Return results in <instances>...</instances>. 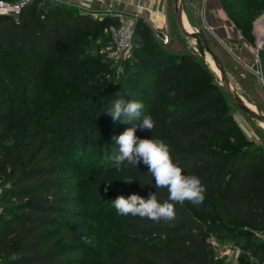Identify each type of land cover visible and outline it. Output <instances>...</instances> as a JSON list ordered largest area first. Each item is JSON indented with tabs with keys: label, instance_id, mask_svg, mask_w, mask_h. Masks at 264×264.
<instances>
[{
	"label": "trees",
	"instance_id": "trees-1",
	"mask_svg": "<svg viewBox=\"0 0 264 264\" xmlns=\"http://www.w3.org/2000/svg\"><path fill=\"white\" fill-rule=\"evenodd\" d=\"M218 2L230 20L239 17L233 9L250 10L241 14L249 21L236 25L245 37L254 15L264 13V0ZM111 19L52 0L0 17V264H89L84 221L95 205L119 221L127 245L120 254L106 252L103 264H222L210 237L239 249L238 264H263L264 241L251 240V232L264 233V143L235 123L218 81L189 55L168 51L142 19L122 70L88 58L87 39L110 42L102 34ZM258 55L264 79V47ZM96 64L118 75L97 97L93 77L101 70L84 72ZM120 98L143 104L139 120L112 119L107 111ZM145 115L154 127H137V137L167 144L173 163L206 189L199 205L177 203L171 221L119 215L113 206L132 194L168 199L142 161L114 166L113 137ZM90 172L110 181L105 192L87 193L80 181Z\"/></svg>",
	"mask_w": 264,
	"mask_h": 264
},
{
	"label": "rangeland",
	"instance_id": "rangeland-1",
	"mask_svg": "<svg viewBox=\"0 0 264 264\" xmlns=\"http://www.w3.org/2000/svg\"><path fill=\"white\" fill-rule=\"evenodd\" d=\"M182 1V14L184 21L188 24L189 29L191 32L201 34L205 37L209 48L213 51V53L217 56V58L222 62L224 67L225 73L229 80L230 86L234 92H236L240 97L245 99L244 94H242V89L236 84L237 81V74L232 71V66L225 60H223L222 53L217 48H212V45L209 43V35L206 31V27L204 26V15H203V2L205 0H181ZM251 1H247L245 4H249ZM258 2V1H257ZM62 4H67L64 2H59ZM69 5V4H67ZM175 0H169L168 5V12H167V20L165 24V30L169 39V44L164 46L168 51H172L174 53L180 54H187L189 55L192 60L197 62L202 68H204L208 73H210L220 84V80L218 76L214 74V70L210 68V63L206 61V58H202L196 50V44L191 39H186L183 37L179 28L177 26L175 20ZM82 10V9H81ZM83 11V10H82ZM250 10L241 8V9H233L232 14H238V18L235 20H230L226 14V18L230 21V23L236 28L240 22L249 21V19L244 18ZM241 14L244 16L241 17ZM104 18H112L110 14L105 12L104 14L99 15V19L103 20ZM111 23L105 29V32L102 36H107L110 38V42L105 43V39L99 36H95L94 38L87 39L86 47L84 49L85 54L88 58L93 60H100V64L107 65L105 59H107L108 49L113 44V35L116 31L117 27L119 26V21L116 18L111 19ZM252 24V32L251 35L248 36V40L255 51L256 43L262 38V45L259 51L264 47V35L260 36L259 31L261 28L264 27V13L262 11H258L251 21ZM151 28V27H150ZM237 29V28H236ZM238 30V29H237ZM239 31V30H238ZM240 32V31H239ZM152 33L154 31L152 30ZM111 43V44H109ZM109 45V46H108ZM207 56V55H206ZM103 61V62H102ZM99 64L92 65L87 71L90 70H101ZM122 67H120L121 69ZM118 69V70H120ZM119 74H122V71H118ZM122 70V69H121ZM261 73V72H260ZM233 75V76H232ZM117 73H111L101 70L99 75L93 77V83H95V89L93 96L97 97L99 90H102L100 87L102 84L106 83L108 80H112L113 78L117 77ZM234 77V78H233ZM258 80H255V85L258 88L259 95L256 97L255 94H249V98L258 102L257 105H249L252 109L259 110V113L264 115V79L261 74H257ZM247 95V94H246ZM225 97V104L228 108L229 114L232 116L235 123L240 126L242 130L247 133V138L254 142H262L264 143V128L260 126V124L254 120L248 118L245 114H243L226 96ZM256 97V98H255ZM247 99V98H246ZM245 99V100H246ZM247 101V100H246ZM40 113H34V116H39ZM20 126L25 127L27 126L26 121H18ZM96 161L90 163L91 167L95 166ZM81 184L86 187L87 193L94 194V193H103L108 188L107 184L110 183L109 180L102 179L94 175L90 172L84 179H81ZM83 182V183H82ZM3 189V185L0 184V193ZM108 195L103 197V200ZM1 206V205H0ZM99 205H95L93 207V211L90 212L89 218L84 221V234L91 243H86L87 246V258L89 260V264H103V257L106 252H111L115 255L120 254L125 247L127 246L122 235L120 224L117 219L108 214H103L97 211ZM1 211V208H0ZM251 240L261 241L264 233L252 231ZM244 241V240H243ZM242 241V242H243ZM208 242L211 244L215 257L221 260L222 264H238L237 259L234 257L233 249L235 248L234 245L226 240L218 239L215 237H210ZM254 264V263H250ZM264 264V263H263Z\"/></svg>",
	"mask_w": 264,
	"mask_h": 264
},
{
	"label": "clouds",
	"instance_id": "clouds-1",
	"mask_svg": "<svg viewBox=\"0 0 264 264\" xmlns=\"http://www.w3.org/2000/svg\"><path fill=\"white\" fill-rule=\"evenodd\" d=\"M143 104L138 101H125L117 99L110 113L114 121H119L121 116L124 122L139 120ZM134 127L127 129L113 140L119 144V155L114 157V166L118 169L125 161L137 166L143 162L148 166V173L155 178L157 188L168 189V199L163 203L158 201L157 193H150L147 199L132 194L127 198L118 196L113 200V206L119 215H132L147 218L155 222L175 219V205L183 204L186 200L199 205L205 199L206 191L200 179L194 175H185L183 170L173 163L169 147L161 140L140 139L135 134L136 128L151 130L154 122L151 116L145 115ZM86 243H91L85 238Z\"/></svg>",
	"mask_w": 264,
	"mask_h": 264
},
{
	"label": "crops",
	"instance_id": "crops-1",
	"mask_svg": "<svg viewBox=\"0 0 264 264\" xmlns=\"http://www.w3.org/2000/svg\"><path fill=\"white\" fill-rule=\"evenodd\" d=\"M52 1L73 5L79 3V0ZM168 5L169 0H96L91 4H84L82 10L91 14L95 19H99V15L107 11L127 15L137 14L138 19L144 20L154 33L167 36L165 24ZM203 15L204 26L209 35V43L212 48H217L222 53L223 60L232 66V71L237 74L236 84L242 89V94H244L245 99L247 98V101L241 98L251 106H258V102L249 98L251 93L255 94L256 97L260 94L254 83L256 79L258 80L257 74L260 68L254 61V50L250 41L241 35L226 18L218 0H205L203 2ZM242 131L248 136L244 130Z\"/></svg>",
	"mask_w": 264,
	"mask_h": 264
},
{
	"label": "built area",
	"instance_id": "built-area-1",
	"mask_svg": "<svg viewBox=\"0 0 264 264\" xmlns=\"http://www.w3.org/2000/svg\"><path fill=\"white\" fill-rule=\"evenodd\" d=\"M35 0H16L14 3H6L0 1V17L4 16H10L13 18H17L22 9L28 6L30 3H32ZM96 0H79V3L77 5H74L78 7L79 9L83 8L84 4H91ZM73 5V4H69ZM107 13L110 14V17L116 18L119 21V26L117 27L116 31L113 35V44L108 49L107 59L111 63V65L117 69H120L123 63L129 61L131 59L132 55V35H133V29L134 24L136 20H138V15H127L123 13H117V12H111L107 11ZM157 39L163 46H167L169 44V39L165 34H161L159 37L158 34H156ZM262 41L259 40V42L256 43V49L254 51V61L257 64V66L260 68V61H259V55L258 50L260 49ZM260 71V69H258ZM258 71V72H259ZM261 72V71H260ZM259 72V74H261ZM262 241H264V236L262 237ZM240 250L237 248L233 249L234 257L237 258Z\"/></svg>",
	"mask_w": 264,
	"mask_h": 264
},
{
	"label": "water",
	"instance_id": "water-1",
	"mask_svg": "<svg viewBox=\"0 0 264 264\" xmlns=\"http://www.w3.org/2000/svg\"><path fill=\"white\" fill-rule=\"evenodd\" d=\"M176 6H175V20L177 23V26L179 28V31L186 39H191L196 44V50L199 53V55L202 58H206V55H208L211 60L213 61L215 67L219 71L220 74V85L223 89L224 94L226 97L248 118L251 120H254L258 122L259 124L264 123V115L259 113V110H252L245 102L244 100L232 90L229 80L226 76V73L224 71V67L222 65V62L217 58V56L213 53V51L209 48L207 41L205 37L198 33H188L183 26L182 22V1L181 0H175ZM160 37L161 34H158Z\"/></svg>",
	"mask_w": 264,
	"mask_h": 264
},
{
	"label": "bare ground",
	"instance_id": "bare-ground-1",
	"mask_svg": "<svg viewBox=\"0 0 264 264\" xmlns=\"http://www.w3.org/2000/svg\"><path fill=\"white\" fill-rule=\"evenodd\" d=\"M182 22H183V26H184V29L188 32V33H191L190 29H189V26L188 24L183 20V14H182ZM259 34L260 36H263L264 35V27L260 29L259 31ZM262 40V38L260 39ZM206 61L207 63L208 62H211L210 63V68H212V70H214L215 72H213L214 74H216L218 76V79L220 78V74H219V71L217 70V68L215 67L213 61L211 60V58L207 55L206 56ZM247 104V103H246ZM248 105V104H247ZM249 106V105H248ZM250 107V106H249ZM251 108V107H250ZM252 109V108H251ZM254 110V109H252ZM260 126H262L264 128V123L263 124H260Z\"/></svg>",
	"mask_w": 264,
	"mask_h": 264
}]
</instances>
